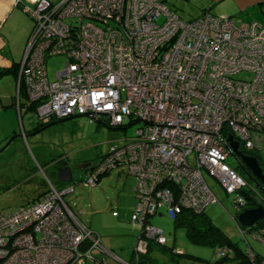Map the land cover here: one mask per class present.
I'll use <instances>...</instances> for the list:
<instances>
[{"label": "built area", "instance_id": "2783aa9c", "mask_svg": "<svg viewBox=\"0 0 264 264\" xmlns=\"http://www.w3.org/2000/svg\"><path fill=\"white\" fill-rule=\"evenodd\" d=\"M18 2L34 24L18 69L17 105L34 104L41 123L87 114L90 123L140 126L78 173L76 183L57 186L46 176L41 195L1 210L0 264H86L87 258L106 264L93 251L109 250L65 196L76 184L94 187L113 168L135 178V260L150 242L166 243L149 220L160 209L173 219L218 201L204 172L234 194L239 212L264 206L254 184L227 163L229 155L240 160L229 136L245 153L264 137V22L209 11L185 20L163 0ZM54 55L66 61L49 79L46 59ZM234 220L245 238L246 228ZM252 235L264 243V227Z\"/></svg>", "mask_w": 264, "mask_h": 264}, {"label": "rangeland", "instance_id": "374dc122", "mask_svg": "<svg viewBox=\"0 0 264 264\" xmlns=\"http://www.w3.org/2000/svg\"><path fill=\"white\" fill-rule=\"evenodd\" d=\"M163 2L182 19L186 20L190 15L191 17L198 15L195 11H188L189 0H163ZM18 11L22 14V20L33 27V19L21 7ZM65 61V57L61 55L46 59L49 79L54 78L55 72L63 67ZM60 119L64 120L34 132V128L41 122L34 111H22L16 120L12 116L9 117V113L0 115V129L9 131L8 138L0 145V211L31 202L30 198L45 189L46 176L56 184L57 168L54 167L53 162L97 160L107 153L110 145L125 144L140 126V122L123 128L108 126L103 122L90 123L85 115ZM227 163L238 171L241 169L233 155L228 156ZM204 177L218 199L216 203L206 207L204 213L230 240L238 243L242 248L249 245L264 257V243L248 232L245 233V238L239 232L233 217L236 215L234 194L226 193L221 184L205 172ZM73 182L76 183V180ZM134 185V176L125 168H113L104 173L94 187H81L76 184L74 192L65 196V201L77 218L94 232L127 233L135 225L130 218L131 210L136 203ZM151 223L163 231L167 247H174L175 250L184 252L177 264H211L210 261L217 259L218 247L192 243L186 236L185 229L175 227L173 219L165 211L151 216ZM116 239L117 237H114V240ZM131 243L132 239H129L126 245ZM94 251L93 254L98 253ZM151 252L160 263L173 264L167 254L159 252L157 245H154ZM106 258L115 260L111 254H107ZM86 264H90L89 258L86 259Z\"/></svg>", "mask_w": 264, "mask_h": 264}, {"label": "crops", "instance_id": "0c3cea01", "mask_svg": "<svg viewBox=\"0 0 264 264\" xmlns=\"http://www.w3.org/2000/svg\"><path fill=\"white\" fill-rule=\"evenodd\" d=\"M188 4V11H195L198 14L197 17L204 11H209L216 15L227 14L233 18H240L246 21L257 20L259 22H264V0H189ZM20 5L21 3L18 2V0H0V67L3 68H9L14 64L18 67L20 66L25 46L33 29L31 24L22 20V14L18 11L21 7ZM189 17L190 18L186 20L195 18L191 17V15ZM17 77L18 73L17 75L7 73L0 77V115L4 116L9 113V117L12 116L15 120L20 117L22 111H28L23 105H17ZM7 132H9L7 129H0V145L8 138L9 135H7ZM24 132L26 131L24 130ZM256 145L253 151L258 155L262 162V167H264V137L259 138ZM43 191L44 190L33 198L39 196ZM135 201L137 203L136 196ZM136 203L133 210H131V215L136 208ZM163 211L164 210L160 209L157 213L162 214ZM149 220L151 223V217ZM139 232L140 228L137 225H134V228L128 230L127 233H116L113 231L96 232L104 247L106 249L109 248V254H111L115 260H107V254L104 253H97L94 255L96 257L104 255L106 264L132 263L133 249ZM130 235L132 237H130ZM114 237H117V239L114 240ZM118 237L121 238L118 239ZM129 239H132L133 244L126 245Z\"/></svg>", "mask_w": 264, "mask_h": 264}, {"label": "trees", "instance_id": "16d2710c", "mask_svg": "<svg viewBox=\"0 0 264 264\" xmlns=\"http://www.w3.org/2000/svg\"><path fill=\"white\" fill-rule=\"evenodd\" d=\"M18 69H19V67L16 66V64L12 65L9 68L0 67V77L4 74H7V73H12L14 75H17ZM20 97L22 99L25 98L22 87L20 89ZM23 102L24 101L21 102L20 106L23 105ZM34 106H35L34 104L30 105L29 107H27V110L28 111H34ZM74 116H76V115L66 117L65 119H68V118H71ZM51 121H53V119L48 121V122H45V123L40 122L38 124V126L34 128V132H37L38 130H41L44 127H47ZM98 123H102V122H98ZM106 125H108V124H106ZM108 126H110V125H108ZM116 128H123V126H117ZM247 152L249 154H253V155H256L258 157V155L253 150H248ZM258 160H259L260 164L262 165V162H261L259 157H258ZM236 170L238 171L237 168H236ZM238 172L240 174H242L245 178L250 180L248 178V176H245V173L243 172V170L242 171L239 170ZM76 179L77 178H74L73 180H76ZM55 180H56L57 186H61V185L66 184V182H59L56 179V177H55ZM45 190H46V187H45L44 191ZM259 192H260L261 196H264V193H262L260 190H259ZM254 203H255V201L252 200L250 202V205H252ZM238 213H239V211L236 210V215ZM236 215H234L233 217H236ZM173 221H174L175 227H182L185 229L186 236L194 244L203 245V246H210V247H218V248L226 246L227 248H229V251L225 252L224 254L218 255L216 260L210 261L211 264H254L255 262H256V264H264V262H262V260H264V257H262L258 253H256L249 245L245 248H242L238 245V243L230 240L227 237V235L222 231V229H220L217 225H215L212 222V220L204 213V211H202L200 213H195L193 211L184 209L179 214H177L175 216V218H173ZM262 227H264V219L258 221V223L256 225L247 228L246 232H248L250 234H252V232L255 233L256 231L260 232V229ZM138 236H139V234H138ZM154 245H157L159 247L160 253L167 254L169 256V258L171 259V261L173 262V264H177L179 259L181 257H183V255H184V252L177 251V250H175L174 247H170V248L167 247L166 243L165 244H158L155 242H150L148 249H147V252L140 254L139 257L137 258V260H135V258H134V253L132 254L131 262L134 264H163V263H160L158 258L156 256H154L151 252L152 249H154ZM249 250H251L254 253V255L256 257L255 260H253L249 257V254H248ZM97 259H99V257H97Z\"/></svg>", "mask_w": 264, "mask_h": 264}, {"label": "water", "instance_id": "95a60500", "mask_svg": "<svg viewBox=\"0 0 264 264\" xmlns=\"http://www.w3.org/2000/svg\"><path fill=\"white\" fill-rule=\"evenodd\" d=\"M62 120L64 119L51 121L48 126ZM228 141L233 149L234 155L240 158V160H238V166L243 170L245 175L255 183L256 187L264 193V167L260 164L258 157L240 150L239 142L234 140L232 136L228 137ZM78 176L79 174L77 172L72 173L68 166H59L57 168L56 179L59 182H71ZM240 194H242L247 200H252V197L245 190H240ZM262 218H264V206L262 205L245 208L236 215V221L239 225L244 227H251L255 222Z\"/></svg>", "mask_w": 264, "mask_h": 264}, {"label": "flooded vegetation", "instance_id": "af4514ba", "mask_svg": "<svg viewBox=\"0 0 264 264\" xmlns=\"http://www.w3.org/2000/svg\"><path fill=\"white\" fill-rule=\"evenodd\" d=\"M53 164H54L55 168H58L59 166H68V167H70L72 173H74L75 171L77 173H81L82 171H84L88 167H90L91 161L82 159V160H78L76 162L69 163L68 160H63L61 162L55 161V162H53ZM239 170L242 171L241 169H239ZM56 173H57V171H55V176H56ZM253 184H254L255 188L258 189L254 182H253ZM258 191H259V189H258ZM250 201H252V200H250Z\"/></svg>", "mask_w": 264, "mask_h": 264}]
</instances>
